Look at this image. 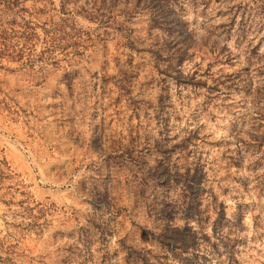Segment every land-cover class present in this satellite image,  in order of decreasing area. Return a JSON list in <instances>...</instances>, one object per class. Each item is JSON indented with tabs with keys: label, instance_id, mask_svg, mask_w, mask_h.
<instances>
[{
	"label": "rangeland",
	"instance_id": "rangeland-1",
	"mask_svg": "<svg viewBox=\"0 0 264 264\" xmlns=\"http://www.w3.org/2000/svg\"><path fill=\"white\" fill-rule=\"evenodd\" d=\"M0 30V264H264V0H0Z\"/></svg>",
	"mask_w": 264,
	"mask_h": 264
},
{
	"label": "trees",
	"instance_id": "trees-1",
	"mask_svg": "<svg viewBox=\"0 0 264 264\" xmlns=\"http://www.w3.org/2000/svg\"><path fill=\"white\" fill-rule=\"evenodd\" d=\"M0 33H5V31L4 30H0ZM4 37L5 36H0V38H2V39H4ZM2 58H3L2 55H0V59H2ZM20 59H21V57H16L14 60L19 61ZM0 67H2L1 62H0Z\"/></svg>",
	"mask_w": 264,
	"mask_h": 264
}]
</instances>
